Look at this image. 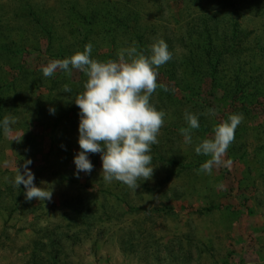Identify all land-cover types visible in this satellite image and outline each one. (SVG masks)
Wrapping results in <instances>:
<instances>
[{"label":"rangeland","instance_id":"obj_1","mask_svg":"<svg viewBox=\"0 0 264 264\" xmlns=\"http://www.w3.org/2000/svg\"><path fill=\"white\" fill-rule=\"evenodd\" d=\"M262 1L0 0V121L16 120L10 135L0 128V264H264V106L227 113L244 116L235 141L211 175L198 174L208 157L195 146L213 135L220 113L199 115L210 107L188 99L181 61L192 26L211 17L230 30L236 20L237 55L252 60L263 83ZM157 38L173 58L158 69L168 90L151 98L167 113L152 146V178L136 191L106 184L99 153L89 154L92 172L77 177L80 110L72 99L85 77L73 70L45 78L41 67L88 43L101 61L133 43L147 54ZM186 109L200 121L190 145L179 131ZM29 160L50 200H26L24 185L14 184Z\"/></svg>","mask_w":264,"mask_h":264},{"label":"clouds","instance_id":"obj_2","mask_svg":"<svg viewBox=\"0 0 264 264\" xmlns=\"http://www.w3.org/2000/svg\"><path fill=\"white\" fill-rule=\"evenodd\" d=\"M93 45L88 43L84 50H77L64 59H52L41 67L45 78L54 77L63 72L72 77L75 70L85 77L83 90L74 99L79 108L80 151L74 156L76 175L80 172L91 173L94 165L89 154H101V176L106 184L120 182L136 191L141 181L150 180L154 173L152 167V146L159 143L160 130L164 126L167 113L157 110L151 102L158 88L167 87L158 83V69L173 58V52L162 38L149 45L147 54L141 52L135 43L121 47L117 59L101 61L92 57ZM65 93L72 92L64 84ZM52 114L55 109H50ZM215 116V109L208 108L199 114ZM199 115L185 110L186 127L179 129L186 144L193 142V130L200 128ZM244 116L229 114L227 119L213 126V135L200 140L195 146L198 155L208 157L197 173L212 174L213 167L222 164V158L235 141V130L243 122ZM14 117L5 116L0 121L4 134L10 135ZM26 161L24 174L14 178V184L25 187V198L31 201L50 200L52 191L38 187L34 183V174Z\"/></svg>","mask_w":264,"mask_h":264},{"label":"trees","instance_id":"obj_3","mask_svg":"<svg viewBox=\"0 0 264 264\" xmlns=\"http://www.w3.org/2000/svg\"><path fill=\"white\" fill-rule=\"evenodd\" d=\"M233 1L219 0L226 4ZM261 5L264 13V0ZM224 14L222 12V15ZM212 17L219 19L217 16ZM224 19L227 22L229 20L225 16ZM202 25L199 29L192 26V30L189 31L192 34H189L188 42L184 44V53L181 54L185 84L183 89L188 99L197 101L202 107L219 111L218 122L225 120L228 112L239 111L249 114L252 107L264 106V86H261L264 82L260 83L259 75L254 72L252 60H241L240 55H237L241 51V48L237 47L241 41L237 36L236 20L230 24V30L222 27L218 22H213L211 17L203 18ZM236 37L238 40L234 41ZM229 39L232 42H227ZM228 53L231 55L229 61ZM105 55V61L114 59L116 52L110 50ZM204 81L207 85H204ZM218 92L222 94V100L217 95Z\"/></svg>","mask_w":264,"mask_h":264}]
</instances>
